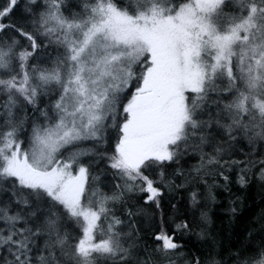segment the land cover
Segmentation results:
<instances>
[{"label":"snow or ice","instance_id":"snow-or-ice-1","mask_svg":"<svg viewBox=\"0 0 264 264\" xmlns=\"http://www.w3.org/2000/svg\"><path fill=\"white\" fill-rule=\"evenodd\" d=\"M42 3L33 12L40 4L28 0L32 19L19 24L10 22L18 0L0 5V183L14 189L0 204V250L12 255L6 264H131L133 233L116 204L141 194L160 211L166 167L207 143L213 123L229 139L264 138V0H85L79 13L66 0ZM47 45L63 52L50 66L33 62ZM52 85L51 114L40 109L44 123L21 139L18 110L36 108ZM210 100L227 123L201 118ZM109 130L117 138L106 158L121 183L104 192L82 162L95 150L81 145L107 143ZM168 224L161 211L153 238L173 264L178 233L191 225ZM241 264H264V249Z\"/></svg>","mask_w":264,"mask_h":264},{"label":"trees","instance_id":"trees-1","mask_svg":"<svg viewBox=\"0 0 264 264\" xmlns=\"http://www.w3.org/2000/svg\"><path fill=\"white\" fill-rule=\"evenodd\" d=\"M5 3L6 0H0V5ZM34 6L31 5L32 8ZM28 7V0H18L10 22H25L29 17L26 11ZM25 30L32 31L30 28ZM44 43L47 44V41ZM24 44L27 46L26 42ZM59 49L56 45H47L39 53H58ZM57 96L58 92L42 95L36 108L24 104V116L27 117L25 129L31 126L41 108H51ZM4 99L6 97L0 95V101ZM218 112L219 109L214 105L213 121L221 119ZM227 122L226 118L221 119V123ZM207 134V143L198 148L190 147L178 161L166 167L167 180L160 197V211L154 205L145 204L141 194L126 196L125 203L114 206L116 215L129 223L133 233L128 241L131 244V264H139L149 258L153 264H168V260L156 251L157 242L153 238L159 231L157 224L161 211L169 231V218L177 223L187 220L191 225L190 231L178 233V242L183 247L177 253L170 254L173 264H195L197 258L200 264H209L210 261L241 264L250 257H256L264 249V179L261 178L264 138L252 132L245 134L237 131L234 138L229 139L217 130L214 123ZM116 138V132L109 130L107 143L85 142L87 147L95 150L82 159L89 167L91 176L97 178L90 181L92 188L112 192L116 190L115 185L121 183L106 158V155L112 154ZM210 158H214L212 162H209ZM241 176H245L244 184L240 183ZM13 191L8 182H3L0 186V204L10 202ZM142 208L147 214L139 212ZM127 209H131L132 216L128 215ZM201 213L206 214V222L201 220ZM145 219L148 220L145 222L147 225H143ZM66 224L71 235L79 234L70 221H66ZM38 243L41 246L43 244L42 241ZM11 260L12 255L8 251L0 250V264Z\"/></svg>","mask_w":264,"mask_h":264},{"label":"rangeland","instance_id":"rangeland-1","mask_svg":"<svg viewBox=\"0 0 264 264\" xmlns=\"http://www.w3.org/2000/svg\"><path fill=\"white\" fill-rule=\"evenodd\" d=\"M84 2H85V0H66V7L68 9H70L71 12H77V13H79L82 10V5L84 4ZM37 3L42 4V6H40L39 8H37L36 6H34V8H32V10L34 12H36V11H43L44 9H43L42 0H37ZM66 12L67 13H65V15H69L70 14V12H68V11H66ZM31 19H32L31 16L27 17V19L25 20V23H27ZM22 43H25V42L22 41ZM62 52H63V49L62 48L59 49V52L58 53H55V52H53V53L52 52H41V53L38 54V58L37 59L42 64V66H50L51 61L54 60ZM50 88H51V91H49V93L54 94V93L58 92V86L52 85V86H50ZM216 97L217 96H213L212 99H216ZM220 99H223V98L220 97ZM214 105L215 104L211 103V100H210L209 103H208V105L205 108V114L201 117L202 119L209 120L210 117H211V119H213L212 112L214 111ZM23 108H24V104H22L21 108L18 110V115H20L22 117H24V110H23ZM41 109H43V108H41ZM45 109H47V108H45ZM49 111H50V114H51V110L50 109H49ZM33 121L38 122V123H44L43 118L40 116V111H39V113H37V115L33 119ZM33 121H32V123H33ZM32 123H31V125H32ZM30 133H31V126L29 128H27V129H25V132L21 134V137L20 138L21 139H25L26 138V135L27 134H30ZM200 145H202V144H199L198 146H197V144H194L192 147L193 148H198ZM81 147L82 148H87V149H92V148L87 147L85 145V142L81 145ZM91 154H89V155H91ZM1 185H2V183H0V186ZM139 212H141L143 215L147 214V211L145 209H143V208H142V210H139ZM145 222H148V220L145 219L143 225H147L148 224V223H145ZM124 230L126 232H131V229L129 227V223L127 221H125ZM127 246H129L131 248V244L130 243H127Z\"/></svg>","mask_w":264,"mask_h":264}]
</instances>
